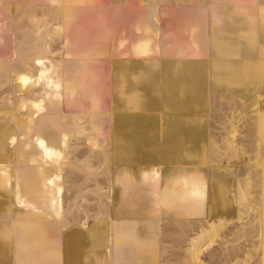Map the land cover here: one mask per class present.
I'll list each match as a JSON object with an SVG mask.
<instances>
[{
	"label": "bare ground",
	"instance_id": "6f19581e",
	"mask_svg": "<svg viewBox=\"0 0 264 264\" xmlns=\"http://www.w3.org/2000/svg\"><path fill=\"white\" fill-rule=\"evenodd\" d=\"M16 1L0 0V264H207L217 246L220 264H264V0H192L173 37L165 0H140L123 38L137 59L113 79L96 22L112 16L91 30L74 21L88 0Z\"/></svg>",
	"mask_w": 264,
	"mask_h": 264
},
{
	"label": "rangeland",
	"instance_id": "374dc122",
	"mask_svg": "<svg viewBox=\"0 0 264 264\" xmlns=\"http://www.w3.org/2000/svg\"><path fill=\"white\" fill-rule=\"evenodd\" d=\"M19 1V0H18ZM18 1H16V2H18ZM24 1L25 0H23V1H21V3H23L22 5H25L26 3H32V2H35V3H37L38 2V0H36V1H32L31 0V2L29 1V0H26V3L24 4ZM43 2H41V0H40V2L41 3H43L44 4V1L45 0H42ZM89 1V0H88ZM87 1V5H89V7L88 6H86V10H84L83 12H81L80 13V15H79V17L75 20L74 19V21H79L78 23L79 24H81V23H83L84 24V26H86L88 29L90 28V27H88V26H93V28L95 27V30L97 29V27H99V25L101 24V22L103 23L104 22V24L105 23H107L108 24V22H109V25H111V26H109V27H107V24H105V27H107V29L104 27V26H101L100 25V27L101 28H99V30L101 31V29L103 28H105L106 30H104V33H105V36L102 38V40H104L103 41V43L105 42V44L106 45H104L105 46V48H108V45H109V47L111 48H108L107 49V51H105V53H107L108 51H109V49H110V53L108 52L107 54L109 55H107V57H101L100 58V63H99V65L98 66H100L99 68H102V70L104 71V74L105 75H107V77L108 78H110V79H113V77H117L118 75H120V73L122 72V65L120 64V63H123V62H126L129 58V61L130 62H133V61H131V60H134V59H132V57H136L135 55L134 56H128V57H126L130 52L127 50V48H126V51H128L129 53L127 54V52L125 51L124 52V48H125V44L127 43L128 44V42L130 41V38H128V39H126V40H129V41H126V43H124V41H125V39H123L124 38V35H125V37H129V36H134L135 35V31L133 30V29H130L129 27H127V26H125V25H129V23H125V22H129V17H132L135 13H137V12H139L141 9H142V2L140 3V0H94L93 2H91V1H89L88 2ZM174 1V0H165V1H163L162 3H161V6H160V12L162 11V14L160 15L159 14V16H158V26H159V28H160V30L161 31H163V30H167L166 32H169V34L171 35V33H175V35L176 34H178L177 32H179V31H177V30H179V29H177V28H179V23L178 22H176V18H178V17H181V15L179 14V12L181 13L182 12V10L181 9H184V8H186V7H188L189 5H190V3L192 2V0H185V2L184 1H182L183 2V5L181 4L182 2L180 1L179 3H172V2ZM15 2V3H16ZM91 2V3H90ZM166 2V3H165ZM19 3V2H18ZM18 3L17 4H14L15 5V11H18L19 9H21L22 8V14H23V12H24V14L25 13H27V12H25V11H27V7L29 6V7H31V4H28L27 5V7H26V5H25V7H22V5H21V3H19V6L21 5V7H19L18 8ZM41 3H39V5H42ZM88 3H90V4H88ZM143 3H146V1L145 2H143ZM166 4V6H165V4ZM172 3V4H171ZM194 3V2H193ZM193 3H191L192 5H193ZM46 4V3H45ZM44 4V5H45ZM175 4V5H174ZM179 4H180V6H179ZM186 4H188L187 6H186ZM195 4V3H194ZM17 5V6H16ZM32 5H34L35 7H39V5L37 6V5H35V4H32ZM177 5V6H176ZM191 5V6H192ZM33 6V7H34ZM175 6H176V9H175ZM182 6H184V7H182ZM17 7V8H16ZM33 7H31V8H33ZM165 7V8H164ZM27 8V9H26ZM112 8H113V10H112ZM164 8V9H163ZM18 9V10H17ZM98 9H101V10H99L101 13V16H106L107 14H104L105 12L106 13H108V19H109V17L110 16H112V17H110L111 19V21L110 20H105L104 21V17H100L101 18V20H100V18L98 19V16H99V11H97ZM107 9V10H106ZM105 10V11H104ZM110 10V11H109ZM112 10V11H111ZM119 11V13H117L118 11ZM164 10H165V12H164ZM166 10H168V13H167V11ZM179 10H181V11H179ZM19 11H21V10H19ZM19 11L17 12V13H19ZM97 11V12H96ZM115 11H116V13H117V16H116V14H115ZM136 11V12H135ZM96 12V13H95ZM174 12H176V13H174ZM17 13L14 15V14H12V15H14L15 17H18L17 16ZM132 13V14H131ZM178 13V15H180V16H178L177 17V14ZM23 14V15H24ZM95 14H98L97 15V17H96V15ZM115 14V15H114ZM119 14V15H118ZM182 14V13H181ZM2 15H6V12H2L1 14H0V19H2ZM19 16L21 15V12H20V14H18ZM94 15H95V18L96 19H98V21H96L97 23H99V21H100V24L97 26V24L95 25V23H94V25L92 24V25H89L90 23H88L89 21H93L92 19H94ZM183 15V14H182ZM198 15V14H197ZM22 16V15H21ZM106 16V17H107ZM129 16V17H128ZM176 16V17H175ZM191 16V15H190ZM195 16H196V14H195ZM14 17V18H15ZM25 17V18H24ZM22 16L21 17V19H20V17H19V20H22V18H23V20L24 19H29V17H30V15H29V17L27 18V15H25V16ZM169 17V18H168ZM174 17H175V20H174ZM185 16H182V20H178L177 19V21H181V23H182V25H181V28H182V26L188 21V20H190L191 21V19L193 18L194 19V17H190L191 19H188L189 18V16L188 17H186V19L184 18ZM198 17H199V15H198ZM13 18V17H12ZM102 18H103V20H102ZM186 20H184V19ZM203 18V20H205L206 19V17H202ZM205 18V19H204ZM8 19H11V18H8ZM96 19H94V21L96 20ZM126 19H128L127 21H126ZM131 19V18H130ZM180 19V18H179ZM188 19V20H187ZM192 19V20H193ZM208 19V18H207ZM3 20V19H2ZM80 20H82V21H80ZM185 21V23H184V21ZM195 20V19H194ZM4 21V20H3ZM183 21V22H182ZM7 22H9L8 20H7ZM86 22H87V24H86ZM176 22V23H175ZM195 22V21H194ZM193 22V23H194ZM93 23V22H92ZM112 23V24H111ZM162 23V24H161ZM169 23L170 24H172L171 26L173 27V24L176 26V29H169V27L170 26H168L169 25ZM177 23H178V25H177ZM180 23V24H181ZM184 23V24H183ZM190 23V22H189ZM192 23V22H191ZM196 23H198L199 24V26H198V24H196ZM196 23H194V29H192L193 31H195L194 33H195V38H194V40H196L197 38L199 39L198 41L199 42H201V41H205L204 39H206V41H207V38H205V36L207 37V34L209 33V32H207L208 30H205L204 29V27L203 26H201V24L199 23V22H197L196 21ZM79 24H77L76 25V27L77 26H80ZM103 24V25H104ZM116 25V26H114V25ZM161 24V25H160ZM138 24H136V27H138L137 26ZM166 25L168 26L167 28H166ZM133 26H135V25H133ZM178 26V27H177ZM76 27L74 26V27H72V28H75V31H73V33L75 32H78L79 30V27H77L78 29H76ZM127 27V28H126ZM135 27V28H136ZM198 27V28H197ZM201 27H203V28H201ZM110 30H109V29ZM112 28V29H111ZM117 28V29H116ZM134 28V27H133ZM185 29H186V26L184 27ZM91 29V28H90ZM116 29V30H115ZM202 29H204L206 32H204ZM70 30H72V29H70ZM70 30H68L67 29V31H70ZM76 30H78V31H76ZM92 30V29H91ZM94 30V29H93ZM108 31L110 32V34L108 33ZM116 31V32H115ZM170 31H171V33H170ZM177 31V32H176ZM71 32V31H70ZM166 32H165V35H166ZM203 32L205 33V35L203 34ZM107 33V34H106ZM141 32H137L136 34L139 36V34H140ZM207 33V34H206ZM149 34L151 35V33L149 32ZM168 34V33H167ZM168 34V35H169ZM171 35V37H173L174 35ZM201 34H203V35H201ZM164 35V34H163ZM169 35V36H170ZM114 36V37H113ZM167 36V35H166ZM197 37V38H196ZM107 38V39H106ZM200 38L202 39V40H200ZM204 38V39H203ZM108 40L110 41L109 43H107L108 42ZM124 40V41H123ZM137 43V42H136ZM124 44V45H123ZM154 45V42H152L151 41V43H150V45ZM124 46V47H123ZM85 47V46H84ZM81 48L83 51H89V49H91V48H87V47H85V48ZM72 48V47H71ZM73 48H76V50H80L81 51V49H78L77 47H73ZM181 47H179V49H180ZM200 48V47H199ZM85 49V50H84ZM175 50H177V48H174ZM72 50H75V49H72ZM160 51L162 50V49H159ZM171 50H173V48H171ZM91 51V50H90ZM113 51V52H112ZM156 51V50H155ZM163 51V50H162ZM201 51H207L206 52V55H205V57L206 58H208L209 56H207V55H209V52H208V50H203V48L201 47V49H199V52H201ZM138 52H140L141 53V50H138ZM159 52V51H158ZM199 53L198 55L199 56H201V59L199 58V56H198V58L200 59L199 61H206L207 59H205V58H203L204 56V54H205V52L204 53ZM125 53L127 54V55H125ZM122 54H124V56H122ZM131 54V53H130ZM72 55H75L74 53H72L71 55H67L68 57H72ZM103 55H105L104 53H103ZM61 56H63V55H61ZM67 56H66V58L65 57H62L63 59H64V61H65V63L63 62V64H68V60H71V61H73V59H75V57L73 58H67ZM76 56V55H75ZM106 56V55H105ZM121 56V57H120ZM125 57V58H124ZM122 58H124V59H126L127 58V60H122ZM137 59V58H136ZM135 59V60H136ZM203 59V60H202ZM103 60V61H102ZM121 60V61H120ZM127 65H129L130 66V64H127ZM108 69V70H107ZM99 70V69H98ZM122 77V76H121ZM107 85V84H106ZM8 87V86H7ZM6 87V88H7ZM107 87H109L108 85L106 86V88ZM5 88V89H6ZM110 89H111V86H110ZM16 93V92H15ZM14 93V94H15ZM12 95L13 96V98L14 97H16V96H18L19 95V92H18V95H17V93L15 94V95ZM107 100H108V97H104V101H103V105L105 106L106 105V102H107ZM101 103V102H100ZM3 107V106H2ZM84 107H87V106H84ZM0 108H1V105H0ZM102 108H104V107H102ZM96 109V108H95ZM22 110H25V107L22 109ZM27 110H29V108H27ZM27 110H25V112H27ZM96 111V110H95ZM17 115V114H16ZM9 116V115H8ZM6 117V116H5ZM88 123L87 122H85L83 125L84 126H86ZM214 133L216 134V137H218V138H221L222 137V135H221V130H218L217 129V127H216V129L214 128ZM95 132L96 131H94V130H92L91 128H90V126H89V128H87V129H85V131H83L81 134H79V136H81V137H86L87 135H85V133L86 134H89V135H91V134H95ZM84 135V136H83ZM64 166H66V167H70L69 166V164H67V163H64L63 164ZM70 169V168H69ZM70 171H72V173H69V174H67V175H65V176H62L63 177V183H61L59 186L57 185V184H54V183H51L50 184V186H52V187H54V186H58L59 188L58 189H61V190H63V189H67V187L68 188H71L73 185H70V183H72V179H73V176L75 175V174H79V173H81L80 171H78L77 169H71ZM113 174V173H112ZM114 175V174H113ZM73 188H75V187H73ZM59 194V193H58ZM55 195L56 194H52V196H51V198L53 199L54 197H55ZM74 194L73 193H71V191L67 194V196L64 198V203H68V202H70L74 197H72ZM82 201V200H81ZM80 204H81V202L80 203H78L77 205H76V207H79V209H78V218L80 219L81 218V220H82V222L79 224V227L82 229V230H84L85 231V229L86 230H88V228H90L88 225L85 227V225H83L82 223H83V221H84V223H85V220H86V217H84V213H83V207H81L80 206ZM69 204H67V206H68ZM89 209L91 208V210H90V213H92V212H95L93 209H92V207H88ZM97 212V211H96ZM94 214V213H93ZM201 219V216H198L196 219H194L196 222H198V221H201L200 220ZM88 221L90 222V218L88 219ZM193 221V220H192ZM87 222V221H86ZM82 224V225H81ZM84 226V227H83ZM195 227H196V225H195ZM195 227H193L194 229H195V231H196V228ZM26 229L27 230H32V231H36L37 229L36 228H34V227H26ZM195 231H193L192 233H194ZM86 232V231H85ZM30 234H28V233H26L25 234V236H29ZM169 242H172V240L170 241L169 240ZM168 243V242H167ZM165 244V243H164ZM163 244V245H164ZM168 244H170V243H168ZM168 244H166V245H168ZM184 244H186V243H184ZM183 244V245H184ZM185 247V246H184ZM184 247H182V249H180V250H175L174 252H168V254H171V256H175L176 254H178V256L179 257H181V252L184 250L183 248ZM222 247V248H221ZM222 250H221V249ZM224 248L225 247H223V246H217V248H215V250H214V255H212V254H206V255H204V258H205V262L207 263V264H220L221 262H222V258H223V252L225 253V250H224ZM54 249H58V247L57 246H53V247H50V250H54ZM224 250V251H223ZM221 251H223V252H221ZM217 252V253H216ZM219 252V253H218ZM220 252H221V254H220ZM176 253V254H175ZM173 254V255H172ZM180 254V255H179ZM218 255V256H217ZM217 258H220V259H217ZM208 259V260H207ZM211 259V260H210ZM220 262H219V261ZM217 261V262H216ZM182 261H175V263L174 264H180Z\"/></svg>",
	"mask_w": 264,
	"mask_h": 264
},
{
	"label": "snow or ice",
	"instance_id": "6c2138e0",
	"mask_svg": "<svg viewBox=\"0 0 264 264\" xmlns=\"http://www.w3.org/2000/svg\"><path fill=\"white\" fill-rule=\"evenodd\" d=\"M25 83H27V81H25ZM39 147L45 151V154L46 155H48V156H51L52 155L51 151H49L46 148V145H45V143L43 141H39Z\"/></svg>",
	"mask_w": 264,
	"mask_h": 264
}]
</instances>
